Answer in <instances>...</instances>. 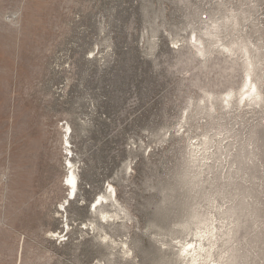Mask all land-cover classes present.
Wrapping results in <instances>:
<instances>
[{"label":"rangeland","instance_id":"rangeland-1","mask_svg":"<svg viewBox=\"0 0 264 264\" xmlns=\"http://www.w3.org/2000/svg\"><path fill=\"white\" fill-rule=\"evenodd\" d=\"M189 243L264 264V0H0V264Z\"/></svg>","mask_w":264,"mask_h":264},{"label":"bare ground","instance_id":"bare-ground-1","mask_svg":"<svg viewBox=\"0 0 264 264\" xmlns=\"http://www.w3.org/2000/svg\"><path fill=\"white\" fill-rule=\"evenodd\" d=\"M244 87L247 89V91L245 92L244 95L247 96L248 99H250L251 101H256L260 98L258 87H257L256 83L252 80L250 73L247 74ZM70 164L72 165L71 162H70ZM72 169H73V166L71 168V174H72V176L75 177L76 182H77L76 189H75V193H76L75 198H76L77 192L79 190V181H78V177H77L76 173L74 171H72ZM69 176H70V174H69ZM69 176H68V178H69ZM66 186L69 189V197H71L72 189L70 188L69 185L66 184ZM109 186H110V189L113 190L112 194H114L115 190H114L113 186H111V185H109ZM107 200L108 199L104 196H98V198H96V200L92 204L91 211L92 210L97 211L98 207L103 206ZM97 203L99 205H97ZM203 251H204L203 245H200V247H197V245L194 246V243H189L188 245L183 247L182 252H183V254H185L188 257L191 256L192 264H197L199 257H202Z\"/></svg>","mask_w":264,"mask_h":264},{"label":"snow or ice","instance_id":"snow-or-ice-1","mask_svg":"<svg viewBox=\"0 0 264 264\" xmlns=\"http://www.w3.org/2000/svg\"><path fill=\"white\" fill-rule=\"evenodd\" d=\"M69 167H71V165L69 164ZM66 184L70 186V188L72 189V195L71 198L74 199L75 198V189H76V179L74 176H72V174H70L69 178L66 180Z\"/></svg>","mask_w":264,"mask_h":264}]
</instances>
